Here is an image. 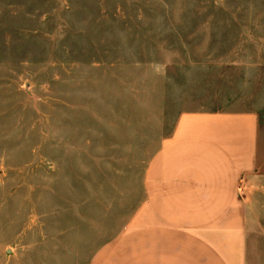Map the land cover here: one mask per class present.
Here are the masks:
<instances>
[{
  "label": "rangeland",
  "instance_id": "rangeland-1",
  "mask_svg": "<svg viewBox=\"0 0 264 264\" xmlns=\"http://www.w3.org/2000/svg\"><path fill=\"white\" fill-rule=\"evenodd\" d=\"M196 109L256 113L260 223L264 0H0V264H84Z\"/></svg>",
  "mask_w": 264,
  "mask_h": 264
},
{
  "label": "crops",
  "instance_id": "crops-1",
  "mask_svg": "<svg viewBox=\"0 0 264 264\" xmlns=\"http://www.w3.org/2000/svg\"><path fill=\"white\" fill-rule=\"evenodd\" d=\"M256 166L254 111L179 112L128 224L84 264H264V211L241 189Z\"/></svg>",
  "mask_w": 264,
  "mask_h": 264
}]
</instances>
